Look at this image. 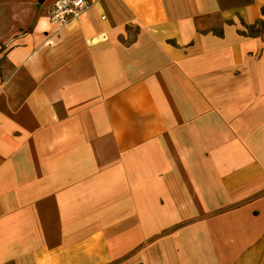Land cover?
<instances>
[{
	"label": "crops",
	"instance_id": "crops-1",
	"mask_svg": "<svg viewBox=\"0 0 264 264\" xmlns=\"http://www.w3.org/2000/svg\"><path fill=\"white\" fill-rule=\"evenodd\" d=\"M0 0V264H264V0Z\"/></svg>",
	"mask_w": 264,
	"mask_h": 264
},
{
	"label": "built area",
	"instance_id": "built-area-1",
	"mask_svg": "<svg viewBox=\"0 0 264 264\" xmlns=\"http://www.w3.org/2000/svg\"><path fill=\"white\" fill-rule=\"evenodd\" d=\"M93 6V0H55L49 9V21L55 27H64L81 18Z\"/></svg>",
	"mask_w": 264,
	"mask_h": 264
},
{
	"label": "trees",
	"instance_id": "trees-1",
	"mask_svg": "<svg viewBox=\"0 0 264 264\" xmlns=\"http://www.w3.org/2000/svg\"><path fill=\"white\" fill-rule=\"evenodd\" d=\"M263 13H264V9H263ZM249 30H250V34L252 35L260 34L261 32L264 31V22L262 21L259 22L257 25L250 27Z\"/></svg>",
	"mask_w": 264,
	"mask_h": 264
},
{
	"label": "rangeland",
	"instance_id": "rangeland-1",
	"mask_svg": "<svg viewBox=\"0 0 264 264\" xmlns=\"http://www.w3.org/2000/svg\"><path fill=\"white\" fill-rule=\"evenodd\" d=\"M223 1H226V0H223Z\"/></svg>",
	"mask_w": 264,
	"mask_h": 264
}]
</instances>
